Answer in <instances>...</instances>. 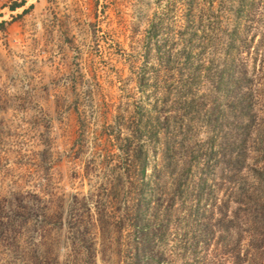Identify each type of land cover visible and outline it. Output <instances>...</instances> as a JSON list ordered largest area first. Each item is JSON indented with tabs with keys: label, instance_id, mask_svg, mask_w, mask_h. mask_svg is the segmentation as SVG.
Masks as SVG:
<instances>
[{
	"label": "rangeland",
	"instance_id": "rangeland-1",
	"mask_svg": "<svg viewBox=\"0 0 264 264\" xmlns=\"http://www.w3.org/2000/svg\"><path fill=\"white\" fill-rule=\"evenodd\" d=\"M239 1L194 104L167 109L186 116L173 158L145 174L108 134L155 60L156 0H30L8 23L0 8V264H145L140 239L154 264H264V0ZM220 72L241 78L228 95L207 83Z\"/></svg>",
	"mask_w": 264,
	"mask_h": 264
},
{
	"label": "trees",
	"instance_id": "trees-1",
	"mask_svg": "<svg viewBox=\"0 0 264 264\" xmlns=\"http://www.w3.org/2000/svg\"><path fill=\"white\" fill-rule=\"evenodd\" d=\"M162 1L156 0L158 8L154 13L148 37L149 52L155 50V60L135 70L140 96L134 102L131 115H129V109L119 115L118 120L116 119V122L111 125L112 130L108 134L119 150L118 153L113 154L114 159H118L119 162H137L139 172L142 174H145L148 162H168L173 158L172 152L175 149L173 143L179 144L176 139L183 125L182 118L186 116L181 114L179 117L178 114H174L178 111L174 110H170L172 113L170 115L167 109L170 106L177 108L173 104H179V102L183 104L179 110L194 104V98L197 96L196 88L202 86L201 74L204 69L211 70L210 64L214 62V54L223 44L222 38L215 35L216 24L220 23L222 16L225 18V15L230 13L231 6L238 0H180V6L172 2L166 6L162 4ZM238 3L244 5L243 0ZM17 6L18 4H15L13 8ZM166 19L171 20L170 28H168L169 38H161L160 32L163 28L165 29ZM219 31L226 34V30L221 27ZM195 49L198 52H194ZM211 55H213L212 59ZM207 62L209 65L205 66ZM228 77L229 79L225 78L224 72H220L214 79H210L208 75L207 83H212L211 89L217 95H228L241 84L239 76L229 74ZM154 79L157 83L151 84ZM150 86L155 90L154 93L149 90ZM218 91L223 93L218 94ZM233 95V100H228L222 105L225 111L230 108L235 109L234 101H237L240 96L237 93ZM217 97L215 96V100ZM211 103L210 109L220 108L216 102ZM248 109V104H243L242 115ZM173 121L180 122V126ZM259 134L260 144L263 145L261 150L264 151V130H260ZM210 149L207 151L208 154H205L206 162H210L219 153L214 151L212 146ZM187 171H191V166ZM259 180L260 185L264 187V175ZM136 210L137 214L141 215V208ZM145 235L146 229L140 228L139 236ZM143 241L144 239H140L138 242L139 257L147 259L148 262L145 264H154L152 259L157 257L152 255L151 244L148 243L149 246H146ZM143 245L151 252L147 253V249L144 251Z\"/></svg>",
	"mask_w": 264,
	"mask_h": 264
},
{
	"label": "built area",
	"instance_id": "built-area-1",
	"mask_svg": "<svg viewBox=\"0 0 264 264\" xmlns=\"http://www.w3.org/2000/svg\"><path fill=\"white\" fill-rule=\"evenodd\" d=\"M30 0H0V8H1V12L6 11L7 13H9L7 16H4L5 18H3V20L6 23H8V16H11V14L17 16V12L22 9L25 8V6L29 3ZM15 4H18V6L16 8H13V6ZM3 7V8H2ZM22 11H20L21 13Z\"/></svg>",
	"mask_w": 264,
	"mask_h": 264
}]
</instances>
